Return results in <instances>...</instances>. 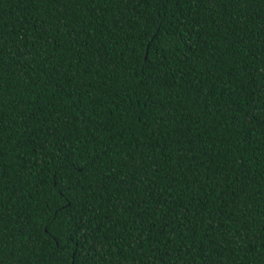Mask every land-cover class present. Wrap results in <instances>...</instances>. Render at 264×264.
Listing matches in <instances>:
<instances>
[{
    "label": "trees",
    "instance_id": "trees-1",
    "mask_svg": "<svg viewBox=\"0 0 264 264\" xmlns=\"http://www.w3.org/2000/svg\"><path fill=\"white\" fill-rule=\"evenodd\" d=\"M0 264H264V0H0Z\"/></svg>",
    "mask_w": 264,
    "mask_h": 264
}]
</instances>
